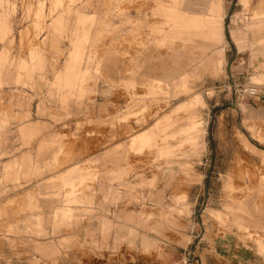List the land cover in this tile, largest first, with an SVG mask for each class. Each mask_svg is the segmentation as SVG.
<instances>
[{
  "label": "rangeland",
  "instance_id": "rangeland-1",
  "mask_svg": "<svg viewBox=\"0 0 264 264\" xmlns=\"http://www.w3.org/2000/svg\"><path fill=\"white\" fill-rule=\"evenodd\" d=\"M82 29L84 74L67 92ZM170 114L191 123L187 142L126 153L116 179V146ZM28 122L40 130L25 139ZM262 138L264 0H0V264H226L215 246L230 244L264 263L261 230L234 228L257 195L264 208ZM62 176L82 201L59 222ZM121 207L139 224H121ZM120 228L132 230L122 242Z\"/></svg>",
  "mask_w": 264,
  "mask_h": 264
},
{
  "label": "crops",
  "instance_id": "crops-1",
  "mask_svg": "<svg viewBox=\"0 0 264 264\" xmlns=\"http://www.w3.org/2000/svg\"><path fill=\"white\" fill-rule=\"evenodd\" d=\"M78 23L80 25H85V24H91L93 23L92 19L89 17H80L78 19ZM57 27H61L62 25V20H57L56 21ZM88 33L89 30L82 29V35L78 37L75 41V45L73 48V51L71 52L69 63L66 66L65 70L61 73L60 75V80L64 87L67 89V92H71L73 89L76 87V83L79 79H81V75L84 73L80 71L79 69V60L81 55L83 54V43L87 41L88 39ZM261 75H257L256 77H260ZM162 91V90H161ZM178 90L175 89L173 91V94L175 96H178ZM180 95V94H179ZM66 97H64V101H66ZM190 108L188 105H184L183 102L180 104L176 105L174 107V110L172 111L173 113H178L179 111H186V109ZM172 114L167 115L164 117L161 121H156L152 127L148 129H144L142 131H139L138 133L131 135L128 141V144H118L116 148L112 151L113 154L118 155L119 161L116 162L117 165H119V170L116 172L118 180L123 179L124 171L122 169L123 166L122 162L126 159V153L129 152H134L136 154L141 153L145 149H153L157 148L158 154H163V155H171L175 152V149L180 148L184 143L187 142L188 139V129L190 124L189 122H186L183 125H179L178 127L175 128V125L173 126V123L170 122L172 119ZM40 130L39 125L35 122H28L27 124H24L20 126L19 131L22 134V136L25 139H29L31 136H33L35 133H37ZM183 137H179V136ZM196 136L192 134V139H194ZM56 138V137H55ZM179 138V142L174 146L171 144H168L169 139H177ZM162 140L161 143H159V140ZM264 141V138H262ZM186 141V142H185ZM191 143H193V140H191ZM43 151L48 150V147H43ZM26 163L25 165L28 166H33V164L30 162L28 157H26V160H24ZM46 163V162H45ZM16 162L10 163L7 167H12L16 166ZM47 164V163H46ZM46 164L44 166H46ZM76 169V167H73ZM72 168V169H73ZM82 179V178H81ZM76 178H71V177H60L58 181L63 184L67 185L70 187V190L66 192L65 194L62 195L63 202L66 203V205H62V207L59 208L57 214H55L54 217L59 220V222L65 221L68 218L72 216V211L74 210L72 207V204L80 203L82 201V197L78 196L74 189V183H75ZM118 182V184L123 187L124 183ZM132 189V188H131ZM264 190V186H263ZM257 194L259 192L258 189H256ZM108 191L105 190L104 198H107ZM130 194V192H128ZM162 193L156 192L152 195V200L153 202L161 206L162 203ZM119 201V199H117ZM258 195L256 196V207L255 208H250V215L247 216V221H250L252 224L249 225L247 221L241 222L239 227H234L236 231L240 234H246L250 236L252 228L254 233L258 230H261V232L264 234V208L259 209L258 203ZM70 204V205H68ZM135 214L132 210L125 209L121 207L116 213L115 216L118 221H120L121 224H139V220L135 218L133 215ZM152 214H148V216H151ZM161 217L163 216V213L160 215ZM232 227V225H230ZM109 223L108 222H102L100 224V230L103 231H108L109 230ZM123 231V233L121 232ZM126 230H123V228H120V231L116 233V236L114 237V240H119L123 241L124 238H126V235L124 233ZM127 235L130 236L132 234V230H128ZM103 239H105V236H103ZM256 248L259 253L264 254V244L260 240H256ZM149 244V241L147 238L143 237L142 238V246L145 247ZM47 247V246H46ZM45 247V250L47 248ZM224 246H215V251L216 253L223 259L225 260L226 264H264L263 260L261 257L255 253L252 249L246 248L244 246H236L235 244H230L228 248H224ZM39 250H41V246H37Z\"/></svg>",
  "mask_w": 264,
  "mask_h": 264
}]
</instances>
